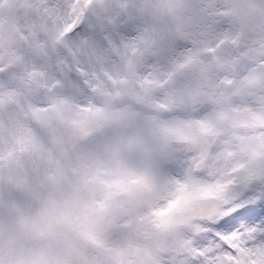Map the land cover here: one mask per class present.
Returning a JSON list of instances; mask_svg holds the SVG:
<instances>
[{
  "label": "snow or ice",
  "instance_id": "snow-or-ice-1",
  "mask_svg": "<svg viewBox=\"0 0 264 264\" xmlns=\"http://www.w3.org/2000/svg\"><path fill=\"white\" fill-rule=\"evenodd\" d=\"M0 264H264V0H0Z\"/></svg>",
  "mask_w": 264,
  "mask_h": 264
}]
</instances>
